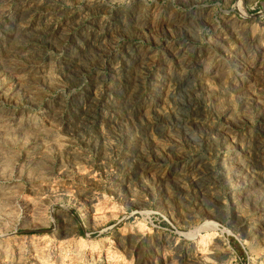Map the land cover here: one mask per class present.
I'll list each match as a JSON object with an SVG mask.
<instances>
[{
	"label": "rangeland",
	"instance_id": "rangeland-1",
	"mask_svg": "<svg viewBox=\"0 0 264 264\" xmlns=\"http://www.w3.org/2000/svg\"><path fill=\"white\" fill-rule=\"evenodd\" d=\"M0 264H264V0H0Z\"/></svg>",
	"mask_w": 264,
	"mask_h": 264
},
{
	"label": "bare ground",
	"instance_id": "bare-ground-1",
	"mask_svg": "<svg viewBox=\"0 0 264 264\" xmlns=\"http://www.w3.org/2000/svg\"><path fill=\"white\" fill-rule=\"evenodd\" d=\"M226 174V173H225Z\"/></svg>",
	"mask_w": 264,
	"mask_h": 264
}]
</instances>
